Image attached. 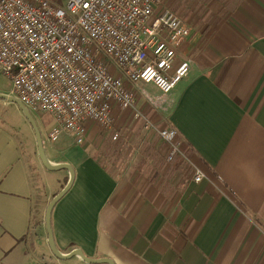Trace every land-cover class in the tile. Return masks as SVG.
Here are the masks:
<instances>
[{
	"label": "crops",
	"instance_id": "1",
	"mask_svg": "<svg viewBox=\"0 0 264 264\" xmlns=\"http://www.w3.org/2000/svg\"><path fill=\"white\" fill-rule=\"evenodd\" d=\"M165 7L194 32L175 62L191 70L168 94L152 85L141 93L152 122L178 130L180 154L169 161L171 145L159 137L158 148L148 142L152 151L108 165L100 152L111 144L92 122L83 144L66 132L48 139V159L75 172L51 213L55 245L115 264H264V0H162ZM34 144L0 125V264H88L50 249L46 209L70 174L56 171L61 182L51 187Z\"/></svg>",
	"mask_w": 264,
	"mask_h": 264
},
{
	"label": "built area",
	"instance_id": "2",
	"mask_svg": "<svg viewBox=\"0 0 264 264\" xmlns=\"http://www.w3.org/2000/svg\"><path fill=\"white\" fill-rule=\"evenodd\" d=\"M0 0V71L10 96L30 111L50 113L56 142L66 130L83 144L87 124L120 139L119 116L128 111L180 154L178 130L155 127L136 109L137 92L152 85L163 94L188 76L191 63L175 66L194 32L162 0ZM205 177L197 168L195 182Z\"/></svg>",
	"mask_w": 264,
	"mask_h": 264
},
{
	"label": "rangeland",
	"instance_id": "3",
	"mask_svg": "<svg viewBox=\"0 0 264 264\" xmlns=\"http://www.w3.org/2000/svg\"><path fill=\"white\" fill-rule=\"evenodd\" d=\"M52 1H54V3L61 2L62 6L65 3L64 0H52ZM10 86H11L10 80L6 76H4L0 71V89H4V90L9 89ZM145 90L147 91V89ZM141 92L142 91L140 90H138L137 92L139 101H137L136 103V109L141 111L148 118V120L152 122L153 120H152L151 115H148V110H150V108L149 107L147 108V105H148L147 104L148 98H146L147 94L141 93ZM5 94H8V93H5ZM31 113L39 127V130L41 131V135L43 137L45 148H46V153L47 155H50L49 146L51 142L48 140L49 139L48 133L57 125V122L50 113H44V112L35 111V110H31ZM123 118H124V122L126 121V128H125L124 134H122V138H124V140L121 143L120 142L118 143V140L117 142H114L111 138V135L107 131L95 125L97 127V130L100 131L101 133L100 137L109 140L108 142L109 144H111V146L108 147L109 151L107 153H104V151L100 152V154L102 155L101 158L108 165H110V162L108 163V160L110 161L113 160L114 165H117V164L123 165L124 163L128 164L126 162L128 161L131 162L134 159L135 155L137 154H139V157H140L143 150H145L146 148L148 149V147H150V151H152L151 145L148 146V142H152L153 148H158L157 145H158V142L160 141V138L155 129H145L143 127L144 126L143 121L137 118L135 116V113L133 112H129L126 118H125V114H123ZM174 119H176V115L174 114L170 115V120L174 121ZM0 125L7 128L11 132H13L20 139L22 140L27 139V141L30 143L32 147L35 146L34 144V141L36 140L35 132L32 129V126L30 125L29 121L26 119L24 113L20 110L19 106L16 103L10 102V101H4L0 99ZM154 125L155 127H157L156 124ZM65 132L67 133V135L69 134V135L74 136V132L72 131L66 130ZM145 137L146 139H149V140L145 144H143V146L137 145L138 140L141 138H145ZM113 144H115L116 146L114 147ZM112 147L114 149V152H113ZM26 149L28 152L29 146H26ZM29 153L30 152H28V154ZM113 153L117 154L115 156V161H114ZM154 157H157L156 165L160 167V163L164 159L160 157L159 150L155 151ZM27 160H28V155H27ZM36 161L40 162L41 164L40 167L42 166L41 168L44 170L45 175L50 176L51 187L55 186L56 181L61 182L58 180L55 181L56 171L48 170L45 168V166L42 164L41 161H38V159H36ZM63 264H67V263L64 262ZM71 264H74V263H71Z\"/></svg>",
	"mask_w": 264,
	"mask_h": 264
},
{
	"label": "water",
	"instance_id": "4",
	"mask_svg": "<svg viewBox=\"0 0 264 264\" xmlns=\"http://www.w3.org/2000/svg\"><path fill=\"white\" fill-rule=\"evenodd\" d=\"M0 99L7 100L10 102L16 103L19 108L22 110L24 113L26 119L29 121L30 125L32 126L35 135H36V140H37V147H38V154L41 159L42 164L47 168L48 170L51 171H59L62 169H66L69 171V179L65 187L53 197V199L49 202L47 209H46V214H45V222L47 226V231H48V244L50 246L51 251L55 256H57L60 259H68L72 256H80L86 263L88 264H115L114 261L110 258H99V259H92L87 256H85L80 250H75L71 252L70 254H63L59 251V249L55 245V241L53 238V233H52V228H51V213L52 210L55 206V204L66 194V192L71 188L74 179H75V172L73 168L67 164V163H61V164H55L52 163L44 150V142L42 139L41 132L39 130V127L31 113V111L24 106L17 98L10 96L8 94H0Z\"/></svg>",
	"mask_w": 264,
	"mask_h": 264
}]
</instances>
